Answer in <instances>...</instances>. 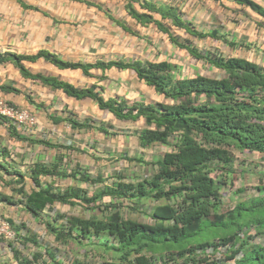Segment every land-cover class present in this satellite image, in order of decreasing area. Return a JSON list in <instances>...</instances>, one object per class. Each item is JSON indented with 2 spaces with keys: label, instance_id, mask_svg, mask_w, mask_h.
<instances>
[{
  "label": "trees",
  "instance_id": "trees-1",
  "mask_svg": "<svg viewBox=\"0 0 264 264\" xmlns=\"http://www.w3.org/2000/svg\"><path fill=\"white\" fill-rule=\"evenodd\" d=\"M234 1L250 7L264 18V8L255 2ZM134 3L138 4L137 8ZM124 8L126 15L137 24L153 25L166 33L173 44L186 49L192 57L210 68L219 70L220 76L195 74L180 78L174 66L165 61L117 59L83 64L62 61L45 51L29 56L13 54L0 57V63L11 60L24 77L59 89L75 99H92L101 110L119 120L143 118L145 127L137 134L139 148L154 149L160 145L169 149L155 154L150 164L141 154L128 157L127 161L148 166L149 173L139 178L123 176L119 171L103 178L101 174H90L77 163L67 170L60 166L62 157L51 165L34 164L28 168L32 182L29 192L24 189L25 176L15 166L14 160L11 158L4 164L0 162L3 173L10 177L4 184L14 185L13 193L19 196L14 201L0 192V204L18 205L35 221L41 222L54 242L65 246L72 255L66 262L57 260L58 248L39 243L35 234L24 231L23 224L14 225L9 220L22 247L5 242L15 263L39 264V259L45 255L49 264H86L76 255L82 251L85 257L89 250L95 249L102 250L99 253L104 257L102 264H264V183H259L248 193H245L246 189L234 192L229 201L236 197L235 203H231L232 207L226 212H220L225 204L223 193L236 179L235 152L264 158V67L240 57L202 51L180 41L173 35L171 27L197 39L223 37L217 35L216 29L209 32L197 30L181 17L182 13L174 5L126 0ZM222 40L233 49L249 47L234 39ZM39 57L60 68H80L85 74L92 68L131 69L166 102H137L128 107L122 100H105L95 91V85L77 88L54 77L32 74L22 64V60L34 61ZM0 121L4 120L0 118ZM67 121L73 129L93 128L88 119L79 121L70 117ZM8 125L11 133L19 139L37 142L17 133L10 123ZM101 131L105 133V130ZM48 145L73 148L62 144ZM253 171L248 169L249 173ZM240 172H245V169ZM42 176L68 177L73 183L63 188L55 187L52 182H41ZM80 183L97 187L90 194L88 189L79 187ZM55 204L92 212L97 210L103 216L67 215L56 211ZM130 212L144 215L150 222L128 218L126 213ZM204 232L212 233V239L177 251L166 247ZM28 245L33 247V251ZM161 247L164 250L159 249ZM76 248L80 250L76 251ZM21 249L31 252L24 253ZM0 264H7L1 256Z\"/></svg>",
  "mask_w": 264,
  "mask_h": 264
},
{
  "label": "crops",
  "instance_id": "crops-1",
  "mask_svg": "<svg viewBox=\"0 0 264 264\" xmlns=\"http://www.w3.org/2000/svg\"><path fill=\"white\" fill-rule=\"evenodd\" d=\"M148 1L156 4H169V0L168 2L165 0ZM176 1L174 0L173 3ZM218 1L224 7L222 14L225 15L226 11V14H230V18L225 24L220 21L221 26L210 28L216 29L217 35L223 37L222 39L227 41L234 39L249 46L238 48L251 55V58L243 59L264 67V18L250 7L238 4L234 0ZM251 1L264 8V0ZM100 2L110 10V16L96 10L86 1H75L79 3L78 6L66 10V15L58 16L59 0H0V57H9L13 54L29 56L45 51L65 62L85 64L98 61L108 62L117 60L122 53L130 54L132 49L123 46L122 29L118 25V22H121V15H124L127 20L132 19L122 9L126 0H101ZM133 5L136 8L138 6L136 3ZM42 6L49 7L51 13ZM234 15H236L237 22L232 21ZM244 25L245 29H243ZM199 26L204 29L203 31L209 29L207 26V28H202V24ZM174 29L171 27V31ZM222 39L215 40L223 42ZM223 45L229 47L225 42ZM152 50L154 51L153 48L147 49L150 52ZM156 59L162 61L165 60V56L158 54ZM22 64L32 74L39 73L43 76L54 77L77 88H88L95 85V91L105 100H122L128 107L137 102L144 104L166 102L164 97L154 92L151 86L143 82L139 84L136 73L131 69L92 68L88 70V74H85L80 68H60L43 57L34 61L22 60ZM207 70L208 74H197L208 77L220 76V71L210 68L209 65ZM216 74L218 76H215ZM0 96L11 104L28 108L37 120L36 127L29 133L15 128L20 135L32 141L37 140V142L19 139L8 129L7 122L0 121V152H2L0 162L4 164L11 158L14 160L15 166L25 176L24 189L27 192L30 190L25 188L26 183L30 184L29 189L32 184L28 168L34 164L47 166L57 163L62 157L60 166L68 170L75 164L70 163L73 160L70 159L69 154L76 150L84 155L83 161L76 162L80 168L91 172V167H97L95 175L101 174L105 178L111 170L106 169L105 171L103 166L107 164L101 160L103 157L109 159L112 155L118 154L117 162L123 159L122 161L129 165L133 162L127 161L128 157H133L131 155L135 152L145 150L139 148L137 137L138 132L145 127L143 118L135 121L119 120L111 113L101 110L92 99H75L59 89H52L38 80L24 77L11 60L0 63ZM70 117L79 121L88 119L93 128L73 129L67 121ZM101 130H105V133ZM117 130L124 131L117 133ZM115 139H118L117 144H115ZM120 139H133L135 146H122ZM48 143L73 148L51 147ZM74 147H79L80 150ZM163 148L165 149L163 152L169 151L168 148ZM155 153L157 152L155 151L152 157L156 156ZM1 170L0 167V190L4 189V192H0L9 196L8 193H13V188H10L11 185L5 187L4 182L9 181L10 177ZM40 181L52 182L55 187H58L59 181H69L68 185L73 183V180L68 177L59 179L42 176Z\"/></svg>",
  "mask_w": 264,
  "mask_h": 264
},
{
  "label": "rangeland",
  "instance_id": "rangeland-1",
  "mask_svg": "<svg viewBox=\"0 0 264 264\" xmlns=\"http://www.w3.org/2000/svg\"><path fill=\"white\" fill-rule=\"evenodd\" d=\"M59 6H57L58 9V16H63L66 10H70L73 8V6H78L79 3H75V1L79 2H89L94 5H92L96 10L100 12H104L106 16H110L109 12L110 10L105 8L104 4L101 3V0H59ZM171 1V3H170ZM165 2H168V0H165ZM174 0H169V5H174L177 8H179L180 13H182L181 17H183L186 21L190 20L193 24V26L202 32H209L212 29L210 28L211 26H221L220 21H223L224 24L226 21H229V16L230 14L225 15L222 14V11H224L223 5L219 3L218 0H177L175 3H173ZM137 5V4H136ZM100 8H98V7ZM138 7V6H137ZM42 8L48 10L49 13H51L49 7L47 6H42ZM125 11V8H122ZM212 13V15H211ZM121 22L120 27L122 29V35H123V46L125 48L129 47L132 49V52L130 54H123L122 56L118 57V60H123V61H134V60H140V61H149V62H161L157 61V55L162 54L165 56V62H168L174 66V71L177 72V76L182 78V77H192L197 73L201 74H208L207 70V64L201 60H197L194 57H192L189 52L184 49L180 48L177 45L173 44L171 40L169 39V36L166 33H163L156 29L153 25H139L134 22V19H126L124 15H121ZM236 15L232 16L233 20L237 22V18L235 17ZM200 24H202V28H209L207 31H203L204 29L200 28ZM119 25V24H118ZM124 26V27H123ZM207 26V27H206ZM223 27V26H222ZM245 29L246 26H243ZM221 28V27H220ZM174 33V36H178L180 38V41H186L188 44H191L192 46H195L196 48L205 51V50H211L216 53H220L222 55L226 56H238L241 58H251V55L247 53L246 51L243 50H238V48H229L223 45V42H219L218 40L206 37L202 39H197L194 38L187 33H185L183 30L179 29H174L172 30ZM185 39V40H184ZM153 48L154 51L152 52L147 51V49ZM237 49V50H236ZM152 55V56H151ZM211 74V73H210ZM215 76H218L216 74ZM138 78V77H137ZM139 84H146L144 81L138 79ZM147 85V84H146ZM124 130H117L116 132H120ZM80 136V135H79ZM89 138V137H87ZM118 139H115V144H117ZM120 142L122 146H128V145H134V140L133 139H120ZM75 148V147H74ZM77 150H80L79 147L75 148ZM165 150L162 146L158 145L156 148H148L145 149L143 152H135V154H132L131 156H135L138 154H141L144 156V160L150 164L151 157L154 155V152L156 151L161 152ZM155 153V154H157ZM129 155V154H128ZM235 156L237 157V160L235 163H237L236 167V179L229 184L230 188L227 190V193L224 195L226 196L227 194H233L234 192H238L240 189H246L248 193L250 192L255 186L259 185V183H264V158L261 156H258L257 154H249V153H237L235 152ZM70 159L73 161L70 162L72 165L76 163L77 161H83L84 155L80 154L78 151L71 152L69 154ZM118 154L112 155L108 159V157L101 159L103 160L104 163L107 165H104L103 167L106 169L111 170V174L113 172L119 171L123 176H138V178L141 176H145L149 173V168L148 166H145L143 164H139L137 162H133L129 165H126L124 161H118L119 159ZM107 160V161H106ZM71 161V160H70ZM129 163V162H128ZM256 166V168H254ZM97 167H91V174L95 175ZM241 169H245V172H240ZM248 169H253L254 171L249 173ZM98 170V169H97ZM128 170V171H127ZM261 170V171H260ZM103 173V172H102ZM122 176V175H121ZM260 177L262 179H260ZM69 184V181H59L58 182V187H65L66 185ZM4 187V186H3ZM5 187H8L5 185ZM14 187V185H11V189ZM30 184L26 183L25 188L27 190L29 189ZM79 187L86 188L91 192L95 190L97 186H89L87 184L81 183L79 184ZM4 189H1L0 191L2 192ZM13 190V189H12ZM4 192V191H3ZM5 192H7L5 190ZM12 200H18L17 198L19 197L15 193H8ZM230 196L225 197L226 203L221 206L220 212H226L232 207V204L235 203L236 197L230 202ZM232 203V204H231ZM54 209L58 212L65 213L67 215H78L82 217H88L91 214H95L99 217H102V213L95 210V211H90V210H84L80 207H75V208H68L67 206L55 204ZM128 218H131L133 220H137L140 222L144 223H149L150 220L144 216L140 215L138 213H126ZM0 215L4 216L8 220H10L14 225H21L23 224L25 226L24 231L26 230L31 232L32 234H35L38 239L40 240L41 244L46 245L47 247H52L55 244L53 243V237L51 234H49L46 229L44 228L43 224L41 222L35 221L34 219L31 218L29 214H27L24 210H22L18 205H11V204H6V203H1L0 204ZM212 233H201V235L194 236L187 241H182L177 244H172V245H165L166 247H169L170 250L177 251L180 248L186 247L188 245H194L203 241L211 240L212 239ZM6 242V241H5ZM0 243L1 250H0V255L4 261L10 258V252L11 249L6 243ZM14 244V243H12ZM21 248L20 246H18ZM75 247V246H74ZM53 248V247H52ZM161 250H164V247L159 248ZM22 250V249H21ZM80 250L79 248H76V251ZM25 251V250H24ZM75 251V250H74ZM75 251V252H76ZM102 251V250H101ZM101 251H97L95 249H91L88 252L87 256H82V251L80 255H76L78 259L83 258L84 262L86 264H102L104 257H101L99 253ZM25 252L30 253L31 251L26 250ZM104 253V250H103ZM108 254H111V252H108ZM104 255V254H103ZM106 257V255H104ZM74 257V255H73ZM106 260V259H105ZM9 264H12L9 262Z\"/></svg>",
  "mask_w": 264,
  "mask_h": 264
},
{
  "label": "built area",
  "instance_id": "built-area-1",
  "mask_svg": "<svg viewBox=\"0 0 264 264\" xmlns=\"http://www.w3.org/2000/svg\"><path fill=\"white\" fill-rule=\"evenodd\" d=\"M0 118H2L5 122L10 123L17 130L28 133L31 132V130L34 129L37 124L35 115L33 114V112L28 110V108L25 109L17 105L11 104L1 96H0ZM0 241L12 242L17 246H20L18 242L19 240L17 239L16 231L10 224L9 220L1 215H0ZM38 242L40 243V240ZM53 243L55 244V246L53 245L52 247L58 248V251L56 252L57 260H60L62 262L71 260L72 255L65 246L56 244L54 242V238H53ZM28 246L30 247V250L33 251V247L31 245ZM22 251L24 253H27L24 251V249H22ZM9 262H11L12 264H16L12 256V252H10V258L6 260L7 264H9ZM42 262L48 263L45 255H43V257H41V259H39L38 261L39 264H42Z\"/></svg>",
  "mask_w": 264,
  "mask_h": 264
},
{
  "label": "clouds",
  "instance_id": "clouds-1",
  "mask_svg": "<svg viewBox=\"0 0 264 264\" xmlns=\"http://www.w3.org/2000/svg\"><path fill=\"white\" fill-rule=\"evenodd\" d=\"M226 193H227V191H225L223 194L225 195ZM224 195H223V199H225V197H227V196H230V194H227L226 196H224ZM225 203H226V201H225Z\"/></svg>",
  "mask_w": 264,
  "mask_h": 264
}]
</instances>
